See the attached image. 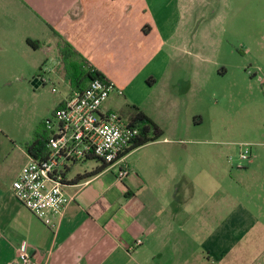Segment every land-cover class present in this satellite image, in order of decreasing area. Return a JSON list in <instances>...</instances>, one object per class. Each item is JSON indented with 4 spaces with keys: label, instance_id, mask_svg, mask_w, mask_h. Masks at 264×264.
I'll return each instance as SVG.
<instances>
[{
    "label": "rangeland",
    "instance_id": "rangeland-1",
    "mask_svg": "<svg viewBox=\"0 0 264 264\" xmlns=\"http://www.w3.org/2000/svg\"><path fill=\"white\" fill-rule=\"evenodd\" d=\"M151 2L146 13L159 28L147 40L154 47L147 61L159 66L168 58L169 77L179 79L175 89L184 94L176 104L178 119L191 108L196 112L187 128L158 119L163 130L158 139L179 142L142 145L125 158L143 178V196L166 208L161 217L168 226L169 257L163 261L264 264V0ZM168 2L176 3V11ZM24 9V17L10 18V26L25 45V78L0 94L2 185L12 184L24 143L44 119H53L68 89L57 68L56 34L43 24L39 28L30 9ZM25 34L40 38L42 46L31 48ZM35 65L42 66L45 78L37 87L31 73ZM164 83L154 94L164 90ZM190 85L187 94L183 90ZM143 92L132 85L129 96ZM85 161L71 173L100 162Z\"/></svg>",
    "mask_w": 264,
    "mask_h": 264
},
{
    "label": "crops",
    "instance_id": "crops-1",
    "mask_svg": "<svg viewBox=\"0 0 264 264\" xmlns=\"http://www.w3.org/2000/svg\"><path fill=\"white\" fill-rule=\"evenodd\" d=\"M151 1L0 0V94L8 86L14 90V82L25 78L22 57L25 45L21 39L19 43L18 32L10 26V18L24 17L26 7L33 13L39 28L43 24L50 32L58 33L120 91L109 95L103 105L105 109L116 110L126 119L130 114L126 105L134 104L156 124L161 118L174 126L187 128L188 124L194 123L196 112L191 108L183 114L182 121V117L178 119L176 104L184 94L176 92L179 79L169 77L168 58L165 57V62L159 66L147 61L151 56L149 50L154 48L147 40L159 28L153 26L152 17L146 13ZM10 4L13 10L9 9ZM168 4L172 6L170 10L176 11L175 2ZM25 35L40 41L42 46L40 38ZM15 36H18L16 43ZM20 37L24 39V34ZM164 42L162 40L155 49L160 50V44ZM36 67L37 71L31 73L37 87L45 78L42 66ZM147 77L151 80L145 84ZM162 81L165 82L164 90L154 94ZM132 85L138 91H144L141 97L129 96ZM67 86L66 95L58 99L55 108L71 93L72 89ZM186 90L183 91L189 94L191 85ZM112 95L121 99L122 104ZM160 142L179 141L158 139L143 145ZM21 152L20 168L30 158L24 146ZM77 163L66 168L63 190L72 196V201L55 225L43 223L14 197L11 185L0 183V264H21L18 247L22 243L26 245L30 264H167L163 259L169 257L166 247L168 226L161 217L166 208L143 196V178L137 172L133 173L128 164V173L118 181L116 167L96 170L101 162L89 170L71 173ZM20 168L13 173V180ZM136 239L141 243L134 245ZM170 255L173 257V253Z\"/></svg>",
    "mask_w": 264,
    "mask_h": 264
},
{
    "label": "built area",
    "instance_id": "built-area-1",
    "mask_svg": "<svg viewBox=\"0 0 264 264\" xmlns=\"http://www.w3.org/2000/svg\"><path fill=\"white\" fill-rule=\"evenodd\" d=\"M114 91L120 93L104 77L88 78L81 89L72 90L54 109L53 119L43 121L44 154L30 157L12 181L14 197L46 225L58 223L72 201L63 190L69 165L95 158L116 167L118 181L128 173L125 151L138 130L117 112L103 107ZM140 243V239L134 241V245ZM18 258L21 264H30L24 243L18 247Z\"/></svg>",
    "mask_w": 264,
    "mask_h": 264
},
{
    "label": "trees",
    "instance_id": "trees-1",
    "mask_svg": "<svg viewBox=\"0 0 264 264\" xmlns=\"http://www.w3.org/2000/svg\"><path fill=\"white\" fill-rule=\"evenodd\" d=\"M52 32L56 34L58 38L56 46L59 65L57 68L62 72L70 89H81L88 78L103 77L101 73L88 64V61L83 58L79 52H77L67 41L63 40L58 33L55 31ZM26 43L33 49H37L41 46L40 41L31 40L29 38L26 39ZM126 107L130 112L129 116L126 118L127 123L138 130L133 143L125 151V153H128L133 148L158 139V137L162 135L163 130L138 106L127 104ZM45 140L46 132L43 122H41L40 127L35 131L33 137L24 143L25 151L32 158L36 159L41 157L44 154ZM107 167L108 164L101 162L96 170L101 171Z\"/></svg>",
    "mask_w": 264,
    "mask_h": 264
}]
</instances>
